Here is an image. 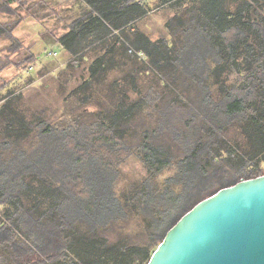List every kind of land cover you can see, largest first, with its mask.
Returning a JSON list of instances; mask_svg holds the SVG:
<instances>
[{"label": "trees", "instance_id": "16d2710c", "mask_svg": "<svg viewBox=\"0 0 264 264\" xmlns=\"http://www.w3.org/2000/svg\"><path fill=\"white\" fill-rule=\"evenodd\" d=\"M82 1L88 14L73 22L58 43L73 55L81 53L90 39L102 43L105 53L95 59L84 85L91 88L97 82L108 87L106 93L117 105L109 122L99 120L65 131L40 121L19 122L23 124L20 130L26 132L18 140H30L24 144L16 140L12 153L4 152L6 146L0 148V264H148L168 231L186 213L221 189L259 177V162H264V0L243 1L235 12L225 8L224 0H202L203 7L196 4L198 37L188 50L182 49L179 65L168 60L179 52L170 49L168 42H153L134 33L131 25L145 15L139 0ZM1 2L0 14L14 15V1ZM18 24L13 22L4 31L0 24V36L11 42L8 51L22 71L37 63L41 52L34 53L14 35ZM199 49L201 54H197ZM142 54L160 71L161 62L170 63L169 75L185 96L179 99L189 110L182 119L183 128L176 130L177 141L170 138L172 128L159 131L157 123L155 127L143 118L145 103L129 94L130 88L138 91L135 78L128 75L108 86L99 75L117 68L120 60L130 59L128 55L133 58L131 67L123 64L134 74L135 64H144ZM198 55L202 65L214 58V73L234 72L250 81L249 88L255 92L213 98L212 90L195 79ZM240 57L250 67L259 64L255 77L241 76ZM235 125L249 144L244 153L237 154L228 146ZM181 142L187 145L185 150L178 149ZM116 148L123 153L138 150L148 170L143 184L123 197L115 189L118 175L110 176ZM57 149L75 154L79 165L92 157L100 158V165L85 163L80 172L58 175L54 170L58 169ZM249 166H253L251 171ZM172 168L175 175L163 186L158 177ZM96 177H100L97 185L93 184Z\"/></svg>", "mask_w": 264, "mask_h": 264}, {"label": "rangeland", "instance_id": "374dc122", "mask_svg": "<svg viewBox=\"0 0 264 264\" xmlns=\"http://www.w3.org/2000/svg\"><path fill=\"white\" fill-rule=\"evenodd\" d=\"M8 0H2L5 3ZM11 14H0V24L3 31L9 29L10 25L18 24L14 35L26 47H32L33 52H41L37 63L30 69L22 70L16 66V60L12 59L8 51L11 42L3 36H0V148L4 152L12 153L11 147L25 130H20L25 122H41L46 126H53L59 131H65L70 126L92 125L99 120L109 122L110 115L114 112L117 102L110 99L106 93L109 89L105 86H98L97 82L89 88L90 84L84 83L90 79V67L95 59L103 56L102 43L95 44L93 40L85 42L81 53L73 55L66 51L58 43L59 37L68 31L70 25L77 19L84 17L88 11V6L82 0H13ZM145 15L140 17L133 25L136 33L144 35L153 42L165 40L169 43L170 49H177L179 52L173 54L168 60L174 65H179L177 57L182 49L187 50L190 42L194 41L198 35L195 32L196 20L193 14L195 5L203 7L202 0H139ZM225 8L235 12L237 6L247 0H224ZM256 1V0H248ZM10 11V10H9ZM195 13V12H194ZM108 40V39H106ZM255 47L261 53L259 45ZM17 44V43H16ZM57 48L58 57H48L47 53L51 49ZM201 54V49L197 54ZM131 55V54H130ZM123 62L120 60L117 68H109V72H100L101 78H105L104 84H110L114 80L122 79L125 76L135 78L134 83L138 86L137 92L129 90L133 99H139L145 103V113L143 118L152 121L153 126L159 131L171 129V140L176 139V130L183 128L182 119L186 117L189 107L182 102L179 97L183 96L182 89L174 83L169 75L172 65L168 62H161L162 71L157 70L152 63L148 64L149 59L145 57L144 64H135L134 74L125 68L133 58ZM174 57V58H173ZM242 57H245L242 55ZM239 58L241 66V76L255 77L256 68L259 66H248L243 58ZM199 55L194 58L195 79L198 82L208 86L213 93V98L219 99L227 93L236 95L251 96L255 88L250 89V81L243 80L234 72L224 71L215 72L216 63L214 58L209 57L204 65ZM19 62V60H17ZM249 63V62H248ZM200 64L203 66L201 67ZM21 66V65H19ZM133 67V66H132ZM250 67V68H249ZM211 69L213 73L210 75ZM209 74H206V73ZM167 75H166V74ZM178 75V74H177ZM122 85L123 82L120 81ZM109 86V85H108ZM206 91V90H205ZM187 102V101H185ZM197 106V105H195ZM4 107H7L4 110ZM19 122H23L20 124ZM181 134V132H180ZM182 136V134H181ZM21 137V136H20ZM28 138L20 139L16 144H24L29 141ZM229 148H233L238 153H244L249 150V144L238 125H235L228 135ZM187 145L181 142L178 145L179 150H185ZM116 153L111 156L116 163L114 172L110 176H117L116 192L119 197H123L135 188L140 187L148 178V170L139 155V151L123 153V149L116 148ZM105 152L106 149H105ZM180 153V151L177 150ZM67 150L58 149L54 153L55 162L58 169L55 173L62 176V172L74 171L80 172L88 166H95L94 161L100 165L97 157L81 165L76 162V155L70 154ZM260 159L256 160L257 162ZM54 161V160H53ZM118 164V165H117ZM259 177L264 176V162H259ZM93 165V166H92ZM256 166L257 164H253ZM253 166L248 167V171ZM53 170V171H54ZM258 171V170H257ZM117 174V175H116ZM109 175V173H108ZM175 175L174 169L165 170L158 180L162 185L165 181ZM107 177V175L105 174ZM97 178V179H96ZM93 184H98L99 178L96 177ZM95 186V185H94ZM116 235H112L114 238ZM157 237L154 239L156 240ZM150 237V241H151ZM154 241V240H153ZM158 241V240H157ZM156 242V241H155ZM154 242V243H155ZM161 242L158 241L157 244Z\"/></svg>", "mask_w": 264, "mask_h": 264}, {"label": "water", "instance_id": "95a60500", "mask_svg": "<svg viewBox=\"0 0 264 264\" xmlns=\"http://www.w3.org/2000/svg\"><path fill=\"white\" fill-rule=\"evenodd\" d=\"M148 264H264V176L198 203L168 231Z\"/></svg>", "mask_w": 264, "mask_h": 264}, {"label": "built area", "instance_id": "2783aa9c", "mask_svg": "<svg viewBox=\"0 0 264 264\" xmlns=\"http://www.w3.org/2000/svg\"><path fill=\"white\" fill-rule=\"evenodd\" d=\"M58 51H57V48H55V49H51V50H49L48 51V53H47V56L48 57H53V58H57L58 57Z\"/></svg>", "mask_w": 264, "mask_h": 264}]
</instances>
